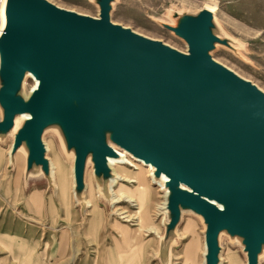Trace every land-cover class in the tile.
<instances>
[{"label":"water","instance_id":"1","mask_svg":"<svg viewBox=\"0 0 264 264\" xmlns=\"http://www.w3.org/2000/svg\"><path fill=\"white\" fill-rule=\"evenodd\" d=\"M110 2L101 0L93 18L46 0H8L0 129L29 111L15 144L27 139L29 165H46L41 134L58 121L76 148L79 179L90 149L95 170L104 166L112 150L103 129H113V141L166 174L172 190L189 187L172 194L171 211L190 203L203 215L208 264H216L223 227L245 237L248 263L256 264L264 241V92L208 55L217 41L208 11L171 28L188 42L184 54L112 23ZM26 71L40 84L23 101Z\"/></svg>","mask_w":264,"mask_h":264},{"label":"rangeland","instance_id":"2","mask_svg":"<svg viewBox=\"0 0 264 264\" xmlns=\"http://www.w3.org/2000/svg\"><path fill=\"white\" fill-rule=\"evenodd\" d=\"M46 1L92 17L101 13V0ZM209 2L217 4L219 11L210 27L217 41L208 55L264 91V0H111L109 18L114 24L185 52L188 42L171 28L196 18ZM32 83V79H27L18 97L29 95ZM4 117L0 102V119ZM52 126L44 130L42 139L47 147L45 157L52 164L55 187L44 173L29 165V154L24 151L11 164L8 154L15 138L0 134V264H204L205 219L187 207L181 218L180 211L169 218L159 208L165 191H159L146 169L140 182L150 201L143 205V212L137 213L127 198H136V185L129 180L135 177V167H118L124 180L113 186L121 196L116 202L111 189L110 199L99 195L102 183L93 175L95 164H89L84 198L86 203L88 199L93 202L83 210L72 192L76 152L72 151L63 126L60 124L58 130ZM133 160V164H138ZM103 175L105 180L111 176L110 171ZM127 214L143 221L136 249H120L117 245L124 238L120 227L128 231L137 228L135 222L122 219ZM176 216L180 219L176 220ZM163 219L177 223V229L172 232ZM61 233L71 235L72 252L59 250ZM167 237L168 256L164 259L162 248ZM218 243L221 264L248 263L245 237L238 241L228 231L221 232ZM259 264H264V255Z\"/></svg>","mask_w":264,"mask_h":264},{"label":"bare ground","instance_id":"3","mask_svg":"<svg viewBox=\"0 0 264 264\" xmlns=\"http://www.w3.org/2000/svg\"><path fill=\"white\" fill-rule=\"evenodd\" d=\"M7 5H8V0H0V38L3 35L4 30L6 29L7 24H8ZM202 11H208L209 13H211V15H212L211 23L213 25V21L214 22L216 21L215 14H218V11H219L218 5L215 3H211V2L206 3L205 7L202 8ZM73 12H75V11H73ZM81 15H83V14H81ZM86 16H88V15H86ZM99 16L100 15H98L97 17H93V18H99ZM90 17H92V16H90ZM122 27L127 28L125 26H122ZM134 33H137V32L134 31ZM137 34H139V33H137ZM139 35H142V34H139ZM142 36H144V35H142ZM144 37L149 38L147 36H144ZM149 39H152V38H149ZM152 40H155V39H152ZM215 43L216 42L214 41L213 42V48L215 47ZM164 44L175 49V50H177V51H180V50H178V49H176V48H174V47H172L166 43H164ZM188 51H189V49L187 48L185 52H183V51H180V52H182L184 54H188ZM212 59L215 62H217L214 58H212ZM0 60H1V56H0ZM217 63H219V62H217ZM219 64H221V63H219ZM221 65H223V64H221ZM224 67H226V66H224ZM226 68L229 69L228 67H226ZM229 70H231V69H229ZM231 71H233V70H231ZM235 74L238 75L237 73H235ZM239 77H241V76H239ZM27 79H32L33 83L31 84V89H30L29 95H27L23 99V101H27L29 99V97L32 95V93L37 89V87L40 84V81L30 71H26L22 80H21L18 92L20 91L21 88H23ZM242 79H244V78H242ZM244 80H246V79H244ZM246 81H248V80H246ZM3 83H4L3 81L0 83V87L3 86ZM256 87L259 90H261L257 85H256ZM261 91L264 92L263 90H261ZM18 92H17V97H18ZM29 119H31V113L29 111L17 112L14 116L13 125L11 126V128H9L8 130H1L0 129V134L2 136L11 135L15 138L16 135L18 134V132L22 129V127L26 123V121H28ZM2 122H3V119H0V124ZM51 125H53L52 127L57 129V130L60 128L59 122L56 124H51ZM51 125L47 124L44 127L43 132H44V130L49 129L51 127ZM43 132L41 134V142H42V145L44 147V159L46 161V165L34 164V162H32L33 163L32 165H33V169L39 170L40 172L44 173L46 175L47 179L49 180V182L51 183V185H53L55 187L52 164H51V161H49L47 159V157H45L46 156L45 153L47 152V147L45 145V142L42 139ZM103 134H104V142L111 148L112 152H110V153L107 152L105 154V164L99 172L94 170V168H93V175H94L96 181L102 183V185H101L102 188L100 189L99 195L108 197L110 199V197H111L110 189H111L112 192L114 193L116 199H117L116 202H119L121 199V196H119V194H117V192H115L113 186L116 185V183H118L119 181L124 180V178L118 174L117 169H118V167H123L124 165H126V166L130 165L132 167H135V169L137 170V172H135L134 179H129L130 182H134L136 185V198H134V197H127V198H128V201L132 204V206L136 207L137 213L143 212L144 211L143 205L146 204L148 201H150L148 199V194L146 192L147 189H146L145 185L140 182V176L143 174L142 171H143V169H146L149 172V176L152 178L153 183L158 184L157 187H158L159 191H162V190L165 191V194L163 196L164 197L163 202L160 204L159 208L161 210H164V213H166L169 216V218H172V217L174 218V214L171 211L172 210L171 196L175 191L191 192L189 187H187L183 183H179L177 185L176 189L172 190V188L169 186V182H170L169 177L166 174H164L163 172H159L157 170V168L155 167V165H153L151 162H146L145 160L133 155L130 151L126 150L125 148H123L119 145H116L113 142V136H114V130L113 129L104 128ZM74 150L76 152V148L73 146L72 151H74ZM21 151H24L25 155L28 156V154L30 152V148H29V143H28L27 139L21 141L19 145H16L15 142L12 143V146L9 149V154H8L9 162L11 164L15 163V160L17 159V154L20 153ZM123 153L126 155H122ZM123 156H124V161H121ZM132 158L137 160L138 164H133L134 160ZM95 160L96 159H95L93 150L90 149L86 155V158L84 161L83 174H82V177L80 179L76 177L75 169L73 166V181H72L73 183L72 184H74V185H73L72 192H73L74 199H75L76 203L80 204L82 206L83 210H86L87 205L90 206L93 202L92 200L90 201L88 199L87 203H86V200L84 198V191H85L86 186H87V184H86L87 168H88L89 164H91V163L95 164ZM125 163H127V164H125ZM53 166H55V164H53ZM107 171H110L111 176L106 177L107 179L105 180L103 174H105V172H107ZM34 200L35 199H33V201ZM213 203L215 205H217L218 207H222V205L218 204L215 201H213ZM184 207H187V209L189 211H191L193 214L200 216L204 219L203 215L197 209L193 208L190 203H186V205H181V208L179 210L181 212L180 218H181V215L183 213V210L185 209ZM123 213H126V211H123L122 214ZM131 213H133V212H131ZM122 214H120V215H122ZM124 218H126V220H124V221L135 222L134 226L137 227L134 230L135 237L134 238L131 237V239L127 238L130 241L129 244L133 245L137 242L138 237L141 235L140 232L143 229V225H142L143 221H141V218L139 216H131L129 214L122 217V219H124ZM164 221H165V223H164ZM163 223L165 224L166 227L171 226L172 232L175 231V229H177V225H178L177 223L172 224L173 222L169 223V221L164 220V219H163ZM178 223H179V220H178ZM120 229L124 233H129L126 229H123V228H120ZM227 231L230 233L228 228L223 227V228H221L220 233L221 232H227ZM230 234H231L233 239H236L238 241H242L244 239V236L242 234H239V233H230ZM167 243H168V237L165 239L164 248H162V257L164 259H166L168 256L167 246L169 243L168 244ZM204 245H205V252L203 255L204 264H208V261H207L208 248H207L206 241L204 242ZM259 245H260V249L256 254V260H257L256 264H259V260L264 255V241L261 240L259 242ZM218 248H219V252L217 255L216 264H221L222 255H221L219 243H218ZM247 264H249V263H247Z\"/></svg>","mask_w":264,"mask_h":264},{"label":"crops","instance_id":"4","mask_svg":"<svg viewBox=\"0 0 264 264\" xmlns=\"http://www.w3.org/2000/svg\"><path fill=\"white\" fill-rule=\"evenodd\" d=\"M37 197V196H36ZM120 228H123V227H120ZM124 229V228H123ZM128 231V230H127ZM129 233H124L123 232V239H122V243H118L117 242V245H118V248H120L121 249V247H123V248H133V249H136V247H138V243H139V237H138V239H137V242L135 243V244H133V245H130L129 243H130V241L127 239V238H130L131 239V237H135V234H134V230L133 231H128ZM72 238H71V235H69V234H67V235H65V236H63L62 235V233L60 234V245H59V250L61 251V252H70L71 250H72V244H71V240ZM115 246H116V244H115Z\"/></svg>","mask_w":264,"mask_h":264}]
</instances>
